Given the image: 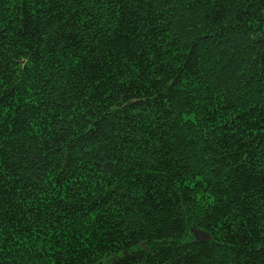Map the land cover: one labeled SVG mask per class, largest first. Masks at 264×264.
I'll return each mask as SVG.
<instances>
[{
  "label": "trees",
  "instance_id": "1",
  "mask_svg": "<svg viewBox=\"0 0 264 264\" xmlns=\"http://www.w3.org/2000/svg\"><path fill=\"white\" fill-rule=\"evenodd\" d=\"M0 264H264V0H0Z\"/></svg>",
  "mask_w": 264,
  "mask_h": 264
},
{
  "label": "water",
  "instance_id": "2",
  "mask_svg": "<svg viewBox=\"0 0 264 264\" xmlns=\"http://www.w3.org/2000/svg\"><path fill=\"white\" fill-rule=\"evenodd\" d=\"M208 240H210V237H208Z\"/></svg>",
  "mask_w": 264,
  "mask_h": 264
}]
</instances>
